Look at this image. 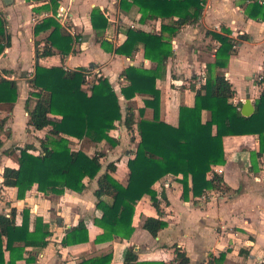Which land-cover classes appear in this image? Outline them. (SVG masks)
Returning a JSON list of instances; mask_svg holds the SVG:
<instances>
[{
	"label": "crops",
	"instance_id": "obj_1",
	"mask_svg": "<svg viewBox=\"0 0 264 264\" xmlns=\"http://www.w3.org/2000/svg\"><path fill=\"white\" fill-rule=\"evenodd\" d=\"M119 1L58 0V7H66L69 14L67 25L61 26L74 38L72 51L62 56L56 48H52L51 56L36 58L35 42L40 41L41 49L42 39L49 31L35 35L34 26L43 18L53 17L55 13L51 2L0 0V12L6 20V32L10 36V46L0 55V78L14 79L18 86L15 103H0V119L6 118L4 129L7 134L0 147V186L3 168L18 166V148L33 144L39 149L38 139L46 134L45 130L26 124L28 115L24 103L29 88L27 80L34 71L36 61L46 67L62 65L65 69L91 66L111 83L118 95L123 117L129 107L134 110L136 120L141 118L138 109L144 107L143 96L123 97L120 91L126 80L120 77V72L129 65L155 69L156 62L144 58L141 45L131 57L105 51L91 25L90 12L98 8L106 17L108 25L104 37L115 47L124 40V31L128 27L159 34L162 25H173L174 18L158 17L141 22L136 7L122 10ZM246 5L247 2L242 0H205L198 21L184 25L171 38L172 55L166 62L165 74L156 79V88L160 92V120L176 126L179 107L193 105L195 91L192 86L198 89L204 84L206 66L214 62V52L219 45L207 32H219L221 27L231 30L230 36L235 40V51L222 69L234 90L231 102L233 105L240 103L241 108L248 93L254 106L262 89L254 80L264 70V22L249 18L245 13ZM2 70L8 73L4 74ZM34 104V101L29 103L31 108ZM142 117L151 120L152 109L145 108ZM51 118L58 120L60 117ZM209 118V111L203 110L202 121ZM136 124L132 131H128L123 119L115 123V128L110 131L118 140L114 147L106 142L91 144L81 140L74 142L75 148L91 156L92 146L98 149L99 146L106 148L105 144H108L118 154L114 156L115 160L111 158L109 162L114 164L115 169L107 170L125 185L127 160L133 157L137 144V138L131 139L136 137ZM222 146L224 163L212 166V170L222 176L225 183L223 190H207L197 198L189 192L184 200L181 198L180 174H168L154 183L159 207L167 222L155 237L141 227L145 217H157L149 197L143 196L135 205L134 231L128 239L116 237L95 242V238L102 233L93 221L100 215L93 193L98 187V176L86 179V188L81 193L66 191L62 195H43L33 187L22 200L16 198L15 187L3 186L9 194V204L0 199V212L8 216L10 208L15 207L16 223L19 224L21 210L28 207L30 228H33L36 216L42 217L48 225L50 235L47 244L26 248L35 257L30 264H78L82 260L107 254L111 255L108 264H124V254L129 248L137 254L136 263L156 261L176 264L174 246L185 252L189 264H264V153L260 157L254 154L259 149V141L252 134L224 136ZM10 148L13 149L11 154L3 153ZM100 162L102 164V158ZM105 171L106 168L101 169L99 174ZM79 221H83L87 228L88 241L62 245L65 233ZM220 253L224 255L222 260L219 259Z\"/></svg>",
	"mask_w": 264,
	"mask_h": 264
},
{
	"label": "trees",
	"instance_id": "obj_2",
	"mask_svg": "<svg viewBox=\"0 0 264 264\" xmlns=\"http://www.w3.org/2000/svg\"><path fill=\"white\" fill-rule=\"evenodd\" d=\"M56 13L58 0H49ZM247 2L246 15L264 22V0H242ZM262 1V2H260ZM205 0H120L122 10L136 7L140 21L158 17H173L171 26L162 25L159 34L128 27L124 40L118 46L104 37L108 25L106 17L98 8L90 12V22L97 31L101 47L108 52L131 57L143 48L144 58L155 61V69L129 65L120 72L126 80L121 94L130 99L136 94L143 96L144 107L138 109L140 119L136 120L134 110L127 107L123 117L118 95L109 80L98 73L91 74L90 67L65 69L62 65L49 67L37 61L34 71L28 78L29 88L24 108L27 111L28 126L45 130L39 138V149L33 144L19 147L17 168H3L0 186V199L9 204V194L3 186L16 188V198L22 200L33 187L43 195H62L66 191L81 193L86 188V179L98 176V187L94 190L95 207L100 215L94 223L102 230L95 242L128 239L134 231L132 225L136 203L148 196L157 217H145L141 227L152 237L163 229L167 222L159 207V199L153 185L164 176L181 175V198L200 197L207 190H223L225 183L212 166L224 163L222 139L229 135H256L259 149L254 154L264 153V70L255 77L261 92L254 101V112L249 116L240 113V103L232 104L234 95L231 83L226 79L223 68L235 51V40L231 30L221 27L219 32L207 34L219 45L215 49V60L206 66L204 84L195 91L192 106L181 105L178 123L170 125L159 118L160 92L156 79L166 71V62L172 55L171 38L184 25L196 23L203 11ZM43 31L49 34L35 42L36 58L49 57L56 48L62 56L72 51L73 36L55 18H43L34 26V34ZM10 46V36L6 32V20L0 12V55ZM4 74L8 73L2 70ZM18 99V86L14 79L0 78V103L13 104ZM34 101L31 108L29 103ZM145 108L152 109L151 120L143 118ZM210 113L208 120L202 121V111ZM59 116L58 120L51 118ZM123 119L128 131L137 124V144L133 157L127 160L126 184L113 178L107 169L113 171L114 164L108 163L106 171L99 174L102 164L101 153L88 155L80 149L72 148L71 143L85 140L91 144L106 142L116 146L118 140L110 134L115 123ZM6 118L0 119V147L3 144ZM6 149L4 154H11ZM163 192L160 193V196ZM106 197H109L106 198ZM17 209L11 207L8 216L0 212V264H30L35 257L27 247H44L50 235L48 225L42 217L36 216L30 228V210H21V221L16 223ZM88 241L87 228L83 221L69 229L61 240L62 245H72ZM176 264H189L184 251L174 246ZM224 255L220 253L219 259ZM24 261L18 263V261ZM111 255L97 256L82 260L78 264H108ZM137 254L130 248L125 251L124 264H164L156 261L136 263Z\"/></svg>",
	"mask_w": 264,
	"mask_h": 264
},
{
	"label": "rangeland",
	"instance_id": "obj_3",
	"mask_svg": "<svg viewBox=\"0 0 264 264\" xmlns=\"http://www.w3.org/2000/svg\"><path fill=\"white\" fill-rule=\"evenodd\" d=\"M5 123H6V121H5ZM71 147L72 148H75V143H71ZM105 147L106 148H104L103 146H99L98 149H95L92 146V149H91V151L93 152V154H94V152H98V153H101L102 154V157L101 158L103 159V162H102V168L101 169H105L107 167V164L110 162L111 158H114V156L116 154H118L117 151H114V150L112 151L111 148H110V146H108V144H105ZM125 150H128V149H125ZM109 152H111L110 153V156L111 157H109ZM113 160H115V158ZM120 168H123V167L120 166ZM107 172H109V170H107ZM125 174H126V171L123 173V177H125Z\"/></svg>",
	"mask_w": 264,
	"mask_h": 264
},
{
	"label": "built area",
	"instance_id": "obj_4",
	"mask_svg": "<svg viewBox=\"0 0 264 264\" xmlns=\"http://www.w3.org/2000/svg\"><path fill=\"white\" fill-rule=\"evenodd\" d=\"M71 1V0H69ZM262 2V1H260ZM53 17L56 19V21L62 25V26H66L68 19H69V14L67 13V8L64 6H60L57 8L56 13L53 15ZM33 20H35V18H33ZM91 70V74L96 73L94 68L90 67ZM235 105V104H234Z\"/></svg>",
	"mask_w": 264,
	"mask_h": 264
},
{
	"label": "water",
	"instance_id": "obj_5",
	"mask_svg": "<svg viewBox=\"0 0 264 264\" xmlns=\"http://www.w3.org/2000/svg\"><path fill=\"white\" fill-rule=\"evenodd\" d=\"M254 109H255V107L253 106V104L250 100L249 94L247 93L245 95V99H244V102L242 104V107L240 108V113L243 116H249L254 112Z\"/></svg>",
	"mask_w": 264,
	"mask_h": 264
}]
</instances>
